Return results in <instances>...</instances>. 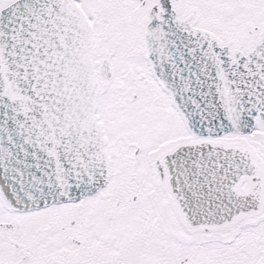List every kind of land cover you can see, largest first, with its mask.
<instances>
[{"label": "snow or ice", "instance_id": "obj_1", "mask_svg": "<svg viewBox=\"0 0 264 264\" xmlns=\"http://www.w3.org/2000/svg\"><path fill=\"white\" fill-rule=\"evenodd\" d=\"M0 264H264V0H0Z\"/></svg>", "mask_w": 264, "mask_h": 264}]
</instances>
